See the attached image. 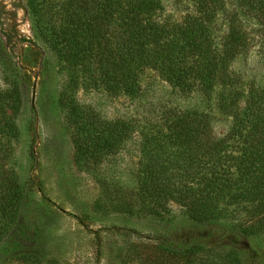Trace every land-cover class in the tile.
<instances>
[{
  "label": "trees",
  "instance_id": "1",
  "mask_svg": "<svg viewBox=\"0 0 264 264\" xmlns=\"http://www.w3.org/2000/svg\"><path fill=\"white\" fill-rule=\"evenodd\" d=\"M190 1L193 10L180 22L163 17L160 0H34L32 7L67 73L61 103L80 166L97 168L139 133L144 212L177 204L196 236L202 227L224 244L247 241L226 248L164 235L145 255L127 252L126 262L255 264L264 235V80L247 81L232 64L256 41L264 57V0ZM146 70L182 96L201 97L207 108H170L155 123L108 121L74 97L81 89L138 98ZM10 97L0 87V243L30 261L43 252L36 239L40 225L28 220L38 210L37 194L34 181H22L14 169L21 130ZM217 115L229 121L223 136L215 132Z\"/></svg>",
  "mask_w": 264,
  "mask_h": 264
},
{
  "label": "rangeland",
  "instance_id": "2",
  "mask_svg": "<svg viewBox=\"0 0 264 264\" xmlns=\"http://www.w3.org/2000/svg\"><path fill=\"white\" fill-rule=\"evenodd\" d=\"M160 1L162 15L168 20L180 22L193 10L190 0ZM33 4L34 0H0V87L16 108L21 131L14 143V169L22 181H34L38 210L28 220L40 225L36 239L43 252L31 254L36 259L22 260L10 253L9 243L4 241L0 243V264H138L126 262V253L134 255V249L136 256L139 252L145 255L164 235L207 246H246L244 240L224 244L214 230L208 233L202 227L195 228L196 236L177 204H169L158 214L149 209L144 212L138 199L139 133L116 154L104 156L97 168L80 166L72 141L74 131L61 103L69 89L67 73L40 33ZM260 49L256 41L247 56L232 64V70L247 81L262 83ZM140 85L138 98L81 89L74 97L80 106L90 107L108 121L135 118L155 123L170 108H207L201 97L180 95L156 71H144ZM228 128L229 121L217 115V135L223 136ZM124 203L126 206H120ZM260 249L263 254L255 264H264V235Z\"/></svg>",
  "mask_w": 264,
  "mask_h": 264
}]
</instances>
